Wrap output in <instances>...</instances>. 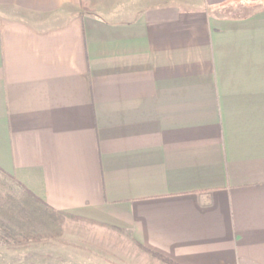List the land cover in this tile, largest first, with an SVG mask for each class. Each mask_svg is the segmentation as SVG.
I'll return each mask as SVG.
<instances>
[{
  "label": "crops",
  "instance_id": "1",
  "mask_svg": "<svg viewBox=\"0 0 264 264\" xmlns=\"http://www.w3.org/2000/svg\"><path fill=\"white\" fill-rule=\"evenodd\" d=\"M259 4L0 0V170L64 215L0 264H264Z\"/></svg>",
  "mask_w": 264,
  "mask_h": 264
},
{
  "label": "trees",
  "instance_id": "2",
  "mask_svg": "<svg viewBox=\"0 0 264 264\" xmlns=\"http://www.w3.org/2000/svg\"><path fill=\"white\" fill-rule=\"evenodd\" d=\"M263 8L264 4H259L244 9L249 13ZM13 187L17 190L13 191ZM63 217L0 170V247L16 250L59 240ZM147 252L162 262L172 264L163 256Z\"/></svg>",
  "mask_w": 264,
  "mask_h": 264
},
{
  "label": "rangeland",
  "instance_id": "3",
  "mask_svg": "<svg viewBox=\"0 0 264 264\" xmlns=\"http://www.w3.org/2000/svg\"><path fill=\"white\" fill-rule=\"evenodd\" d=\"M236 12L234 13L235 15H242L243 13H247L248 11H246L244 8H236ZM253 10H254V8H253ZM256 10V9H255ZM253 12H255V11H253ZM15 190H17V187H13V191H15ZM0 251H2V252H4V253H6L8 256H13L12 254H14V253H12V252H8L7 250H5V249H3V248H1L0 249Z\"/></svg>",
  "mask_w": 264,
  "mask_h": 264
}]
</instances>
